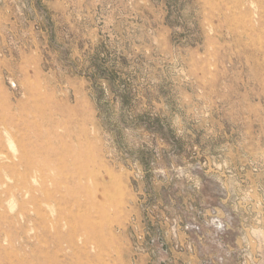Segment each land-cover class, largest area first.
<instances>
[{
    "label": "rangeland",
    "instance_id": "obj_1",
    "mask_svg": "<svg viewBox=\"0 0 264 264\" xmlns=\"http://www.w3.org/2000/svg\"><path fill=\"white\" fill-rule=\"evenodd\" d=\"M0 264H264V0H0Z\"/></svg>",
    "mask_w": 264,
    "mask_h": 264
}]
</instances>
